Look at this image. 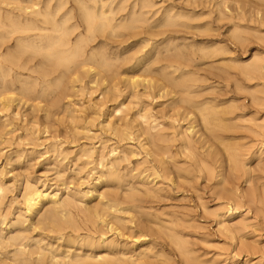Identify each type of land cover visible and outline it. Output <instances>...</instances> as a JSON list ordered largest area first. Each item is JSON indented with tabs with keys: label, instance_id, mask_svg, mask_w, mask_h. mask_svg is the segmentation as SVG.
Wrapping results in <instances>:
<instances>
[{
	"label": "rangeland",
	"instance_id": "1",
	"mask_svg": "<svg viewBox=\"0 0 264 264\" xmlns=\"http://www.w3.org/2000/svg\"><path fill=\"white\" fill-rule=\"evenodd\" d=\"M49 1L0 0V264H264V0Z\"/></svg>",
	"mask_w": 264,
	"mask_h": 264
},
{
	"label": "bare ground",
	"instance_id": "2",
	"mask_svg": "<svg viewBox=\"0 0 264 264\" xmlns=\"http://www.w3.org/2000/svg\"><path fill=\"white\" fill-rule=\"evenodd\" d=\"M5 1V0H4ZM8 1V0H7ZM47 1H49V0H47ZM75 1V0H74ZM88 1V0H87ZM90 1V0H89ZM120 1V0H119ZM118 1V2H119ZM147 1V0H146ZM151 1V0H150ZM12 2V1H11ZM10 2V3H11ZM15 2H18V0L16 1L15 0ZM100 2V1H99ZM127 2V1H126ZM13 3V2H12ZM22 3V2H21ZM27 3H28V1H27ZM49 3H50V1H49ZM68 3V2H67ZM93 3V2H92ZM101 3V2H100ZM109 3V2H108ZM46 4H47V2H46ZM95 3H93V5H94ZM119 4V3H118ZM4 5V4H3ZM29 5H30V1H29ZM32 5V4H31ZM63 5V4H62ZM79 5V4H78ZM115 5V4H114ZM35 6V5H34ZM34 6H32V7H34ZM43 6H44V4H43ZM47 6V5H46ZM45 6V7H46ZM79 6H81L82 7V5H79ZM118 6V5H117ZM122 6V5H121ZM23 7V6H22ZM27 7V6H26ZM36 7V6H35ZM47 7H49V6H47ZM47 7H46V9H47ZM62 7V6H61ZM70 7V6H69ZM84 7V6H83ZM82 7V8H83ZM115 7V6H114ZM28 8V7H27ZM31 8V7H30ZM60 8V7H59ZM98 8H100L99 6H98ZM141 8V7H140ZM2 9V8H1ZM25 9V8H24ZM33 9V8H32ZM57 9V8H56ZM62 9V8H61ZM86 9V8H85ZM101 9V8H100ZM113 9V8H112ZM27 10V9H26ZM55 10V9H54ZM59 10V9H58ZM63 10H64V8H63ZM20 11V10H19ZM18 11V12H19ZM87 11V10H86ZM85 11V12H86ZM114 11V10H113ZM122 11V10H121ZM140 11V10H139ZM172 11V10H171ZM24 12V11H23ZM26 12V11H25ZM31 12V11H30ZM56 12V11H55ZM58 12H60V11H58ZM88 12V11H87ZM102 12V11H101ZM141 12V11H140ZM167 12H169V11H167ZM29 13V12H28ZM27 13V14H28ZM57 13V12H56ZM103 13H105V12H103ZM120 13V12H119ZM121 13H123V12H121ZM135 13V12H134ZM221 13V12H220ZM16 14V13H15ZM86 14V13H85ZM106 14V13H105ZM51 15H52V13H51ZM65 15H67V14H65ZM132 15V14H131ZM37 16V15H36ZM135 16V15H134ZM38 17V16H37ZM114 17V16H113ZM166 17V16H165ZM86 18H88V31H90L91 32V29H92V27H95V26H97V25H99L98 27L99 28H102V26H103V24H102V22L101 23H99V24H96L97 23V19H96V17H95V15H91V13H89V14H87V16H86ZM117 18V17H116ZM121 18V17H120ZM140 18V17H139ZM42 19V18H41ZM52 19V18H51ZM72 19V18H71ZM102 19H104V18H102ZM118 19V18H117ZM142 19V18H141ZM172 19V18H171ZM184 19V18H183ZM191 19V18H190ZM63 20H65L64 18H63ZM63 20H61V21H63ZM87 20V19H86ZM114 20V19H113ZM116 20V19H115ZM135 20V19H134ZM170 20V19H169ZM45 21V20H44ZM48 21V20H47ZM51 21V20H50ZM104 21V20H103ZM55 22V21H54ZM59 22V21H58ZM64 22V21H63ZM67 22V21H66ZM122 22V21H121ZM135 22H137V21H135ZM141 22V21H140ZM53 23V22H52ZM52 23H51V25H52ZM143 23H145V22H142L140 25H142ZM162 23V22H161ZM22 24V23H21ZM50 24V23H49ZM56 24V23H55ZM61 24H63L62 22H61ZM108 25V24H107ZM119 25V24H118ZM121 25V24H120ZM126 25V24H125ZM128 25V24H127ZM130 26V25H129ZM161 26H163V25H161ZM173 26H174V24H173ZM120 27V26H119ZM168 27V26H167ZM171 27V26H170ZM180 27H182V26H180ZM125 28V27H124ZM127 28V27H126ZM163 28H164V26H163ZM165 28H166V26H165ZM176 28V27H175ZM64 29V28H63ZM63 29H62V32H63ZM75 29V28H74ZM116 29V28H115ZM152 29V28H151ZM178 29V28H177ZM29 30V29H28ZM55 30V29H54ZM57 31L59 30L58 28L56 29ZM67 31H68V29H66ZM76 30V29H75ZM25 31V30H24ZM23 30H22V32H24ZM27 31V30H26ZM37 31V30H36ZM41 31V30H40ZM39 31V32H40ZM88 31H87V33H88ZM101 30H99V32H100ZM124 31H126L125 29H124ZM130 31V30H129ZM128 31V32H129ZM149 31V30H148ZM34 32H35V30H34ZM52 32H53V30H52ZM62 32H60V33H62ZM144 32V31H143ZM154 32V31H153ZM90 34V33H89ZM89 34H88V36H89ZM99 34V33H98ZM109 34V33H108ZM5 35V34H4ZM60 35V34H59ZM102 35V34H101ZM111 35V34H110ZM90 36H91V34H90ZM4 37L5 36H3L2 38L4 39ZM31 37H32V35H31ZM36 37H37V35H36ZM7 38V37H6ZM90 38V37H89ZM93 39V38H92ZM6 40V39H5ZM22 40V39H21ZM88 41H90V43H91V39H87ZM237 40V39H236ZM1 41V40H0ZM32 41H34V40H32ZM55 42L53 43V44H56V43H58V42H60V37H57V39H55L54 40ZM66 41V40H65ZM86 41V40H85ZM28 42V41H27ZM71 42H72V40H71ZM32 43V42H31ZM41 43V42H40ZM45 44V43H44ZM43 44V45H44ZM52 44V43H51ZM29 46V45H28ZM31 46V45H30ZM37 47V46H36ZM77 48V47H76ZM75 48V49H76ZM185 48V47H184ZM217 48H219V47H217ZM224 49V48H223ZM41 50V49H40ZM46 50H47V53H48V56L49 57H53V52L51 51L52 50V48L51 47H49V46H47L46 47ZM181 50V49H180ZM39 52V51H38ZM217 53V52H216ZM22 53H20V55H21ZM76 54H77V51L76 50H74V52L73 53H71L69 56H67V57H60L59 59H57L58 61H61V62H63L64 64H67V65H70L69 63H71V61L73 60V58L76 56ZM98 54V53H97ZM215 54V53H214ZM62 55V54H61ZM100 56V55H99ZM175 56V55H174ZM177 56V55H176ZM219 56V55H218ZM83 57V56H82ZM213 57V56H212ZM216 57V56H215ZM253 57H256V56H253ZM55 58V57H54ZM180 58V57H179ZM214 58V57H213ZM258 60H259V58L258 57H256ZM16 60V59H15ZM18 60V59H17ZM82 60V59H81ZM94 60V59H93ZM103 60V59H102ZM162 60V59H161ZM187 60V59H186ZM53 61V60H52ZM124 61V60H123ZM184 61V60H183ZM85 62V61H84ZM83 62V63H84ZM62 63V64H63ZM82 63V64H83ZM101 63V62H100ZM107 63V62H106ZM18 64V63H17ZM90 64V63H89ZM251 64V63H250ZM262 64V63H261ZM19 65V64H18ZM86 65H88L87 63L85 64V66ZM95 65V64H94ZM106 65H108V64H105V66ZM111 65V64H110ZM72 66V65H71ZM81 66V68L83 67V65H80ZM80 66H77L76 68H77V71H78V67H80ZM92 66V65H91ZM112 66V65H111ZM110 66V67H111ZM97 67H99V70H100V66H97ZM25 68V67H24ZM67 68V67H66ZM76 68H75V70H76ZM94 68H96L95 66L93 67V68H91V69H94ZM112 68V67H111ZM80 69V68H79ZM88 70V69H87ZM246 70H248L249 72H250V74H248V75H251V73H255V74H257V73H259L260 75L262 74L260 71L261 70H264V68H261L260 67V65H259V63L256 61V62H254L252 65H250V66H248V69H246ZM58 71V70H57ZM56 71V72H57ZM89 71V70H88ZM92 71V70H91ZM90 71V72H91ZM247 71V72H248ZM103 72V71H102ZM101 72V73H102ZM262 72H264V71H262ZM73 73V72H72ZM104 73V72H103ZM85 75V74H84ZM89 75V74H88ZM99 75H102V74H99ZM254 75V74H253ZM262 75H264V74H262ZM76 76H78V74L76 75ZM90 76V75H89ZM94 77H96V76H94ZM100 78H101V76H99ZM104 77H105V75H104ZM250 77H252V76H250ZM259 77V76H258ZM4 78H5V74H4ZM42 78V77H41ZM43 79V78H42ZM92 79V78H91ZM98 79V81L100 80L99 78H97ZM96 79V80H97ZM116 79V78H115ZM75 80V79H74ZM132 80V79H131ZM78 81H79V79H78ZM97 81V82H98ZM102 81V80H101ZM105 81H106V79H105ZM114 81V80H113ZM1 82V81H0ZM56 82V81H55ZM104 82V81H103ZM134 80H132V82H131V84H134ZM4 83H5V80H4ZM101 83V82H100ZM24 85V84H23ZM94 85V84H93ZM45 86V85H44ZM41 87H43V86H41ZM35 89V88H34ZM1 91H3L2 89H0ZM8 91V90H7ZM6 91V92H7ZM5 92V93H6ZM9 92H12V91H9ZM8 92V93H9ZM25 92V91H24ZM34 92V91H33ZM5 93H3V94H5ZM26 93V92H25ZM262 93H264V92H262ZM23 95H27V94H23ZM186 95H188V94H186ZM2 98H3V96H1ZM0 97V99H2ZM253 99V98H252ZM184 101V100H183ZM255 101H259V100H255ZM262 101H264V100H262ZM9 102V101H8ZM260 102V101H259ZM258 102V103H259ZM183 103V102H182ZM4 103H2V105H3ZM5 104H7V103H5ZM7 107V106H6ZM5 106H4V108H6ZM193 108V107H192ZM201 108H203V106L201 107ZM1 109V108H0ZM3 109V108H2ZM199 109V108H198ZM196 110V109H195ZM201 110V109H200ZM202 110H204V109H202ZM120 111H121V109H118V110H116L115 111V115H118L119 113H120ZM198 111V110H197ZM199 112V111H198ZM204 112H205V110H204ZM201 113V112H200ZM199 114V113H198ZM208 114V113H207ZM175 115V114H174ZM187 116V115H186ZM200 116H203V115H200ZM117 117V116H116ZM172 117V116H171ZM135 118V117H134ZM138 118L140 119V121H139V127H140V131H142V135H145V136H147V138H148V140H152L153 138H155V136L153 137V135H152V133H151V131H153V130H155V128H156V126L158 125V128H159V124H157V125H155V123H156V120L154 121V120H152V122L150 121V123H148L147 124V126H145L146 125V123H147V120H148V117L147 116H145L144 114L143 115H138ZM204 120L206 119L205 117L203 118ZM174 121V120H173ZM122 122V121H121ZM129 122V121H128ZM178 122V121H177ZM207 125L209 124V123H207V121L205 120L204 121ZM125 123V122H124ZM120 124V123H119ZM137 125V124H136ZM113 126H114V124H113ZM125 126V125H124ZM192 126V125H191ZM260 126V125H259ZM116 127H118V126H116ZM138 127V126H137ZM257 127H258V125H257ZM113 128V127H112ZM119 128V127H118ZM118 128H114V131H115V134H116V131H117V129ZM158 128H157V130H158ZM161 128V127H160ZM203 128H204V124H203ZM124 129V128H123ZM139 129V128H138ZM189 129L190 128H188L186 131H179L178 133H176L177 134V136L179 137V140H180V145L181 146H179L180 147V149H181V147L183 148V149H186V148H188V145H190V147H191V144H189L190 142V140H189V138H188V131H189ZM205 129H207V128H204V131H205ZM261 129H264V127H262ZM122 130V129H121ZM127 130H128V128H127ZM179 130V129H178ZM177 130V131H178ZM185 130V129H184ZM111 131H113V129L111 130ZM113 131V132H114ZM120 131V130H119ZM163 131H160V133H162ZM157 133V132H156ZM190 133V132H189ZM209 133V132H208ZM113 134V133H112ZM117 134H118V132H117ZM140 134V133H139ZM159 134V133H158ZM158 134H154V135H158ZM192 134V133H191ZM206 134V133H205ZM128 135H129V133H128ZM137 135V134H136ZM164 134H161V136H160V138H162V136H163ZM118 136V135H117ZM261 136H262V134H261ZM153 137V138H152ZM164 137H165V135H164ZM178 137L177 138H175V139H178ZM192 137V136H191ZM147 138H144V139H147ZM158 138H159V135H158ZM160 138H159V140H160ZM120 139V138H119ZM122 139V138H121ZM122 140H124V138L122 139ZM158 140V139H157ZM156 140V141H157ZM154 141H155V139H154ZM161 141V140H160ZM166 141V140H165ZM164 141V142H165ZM172 141V140H171ZM176 141V140H175ZM167 142V141H166ZM191 142H193V141H191ZM155 143V142H154ZM156 143H158V142H156ZM179 143V142H178ZM194 143V142H193ZM151 143H149L148 145H150ZM162 144H164L163 143V141H162ZM154 145V144H153ZM223 145V144H222ZM59 146H61V145H58V147ZM103 146H104V144H103ZM106 146V145H105ZM152 146V145H151ZM112 147V146H111ZM54 149H55V146L53 147ZM60 148V147H59ZM141 148V147H140ZM58 149V148H57ZM144 149V148H143ZM145 149H146V147H145ZM193 148L191 147V150H192ZM238 149H240V148H238ZM188 150V149H187ZM228 150V149H227ZM57 151V150H56ZM87 151V150H86ZM93 151H95V150H93ZM99 151H101V149L99 150ZM98 151V152H99ZM115 151H116V149H111V151H110V154H111V156H114L113 154L115 153ZM104 152V151H103ZM120 152V151H119ZM227 152V151H226ZM233 152V151H232ZM240 152V150H238V153ZM95 153H97V152H95ZM159 153H164V152H159ZM210 153V152H209ZM83 154H86V153H83ZM92 154V153H91ZM102 154V153H101ZM157 154V153H156ZM165 154V153H164ZM213 154V153H212ZM236 154H237V152H236ZM119 155V154H118ZM163 155V154H162ZM209 155H211V154H208V157H209ZM229 155H230V151H229ZM228 155V156H229ZM232 155H234V154H232ZM238 155V154H237ZM91 156V155H90ZM129 156V155H128ZM161 156V155H160ZM191 156V155H190ZM99 157V156H98ZM123 157H124V154H123ZM216 157V156H215ZM218 157V156H217ZM164 159L166 158L165 156L163 157ZM189 158H191V157H189ZM125 159V158H124ZM161 159V158H160ZM167 159V158H166ZM216 159V158H215ZM229 159V158H228ZM234 159V158H233ZM239 159V158H238ZM99 160V159H98ZM161 160H163V159H161ZM169 160V159H168ZM230 160H232V159H230ZM237 160V159H236ZM102 161V160H101ZM101 161H100V163H101ZM118 161V160H117ZM216 161H217V159H216ZM233 161V160H232ZM232 161H231V163H232ZM240 160H238V162H239ZM160 162V161H159ZM163 162H164V160H163ZM168 162V161H167ZM104 163V162H103ZM157 164H158V162H156ZM164 163H166V162H164ZM203 163H205V162H203ZM215 163V162H214ZM229 163H230V161H229ZM241 163V162H240ZM169 164V163H168ZM167 164V165H168ZM172 164V163H171ZM99 165V164H98ZM115 165V164H114ZM159 165V164H158ZM162 165H164L163 163H162ZM173 165V164H172ZM203 166H205V167H207L206 165H204V164H202ZM233 165H236L235 163L233 164ZM106 166V165H105ZM169 166H170V164H169ZM198 166V165H197ZM237 166V165H236ZM240 166V165H239ZM116 167H117V165H116ZM205 167H204V169H205ZM159 167H157V169H158ZM245 168V167H244ZM170 169V168H169ZM169 169H165V170H169ZM117 170V169H116ZM161 171V170H160ZM169 171H171V170H169ZM208 171V169H206V172ZM152 172V171H151ZM155 172V171H154ZM153 172V173H154ZM158 172V171H157ZM60 173V172H59ZM167 173V172H166ZM171 173V172H170ZM169 173V174H170ZM113 175V174H112ZM155 175V174H154ZM2 176L3 175H1L0 174V197L2 196V194H3V191H4V186H2L1 185V181H2ZM210 176V175H209ZM168 178H170V175H169V177ZM108 179V178H107ZM169 181H172V180H170L169 179ZM45 186V185H44ZM44 186L42 187H37V186H34V185H31V184H29L28 182L25 184V186H24V188H23V192H21L22 194H21V200H22V203H23V206H24V210H25V213L27 214V215H31L35 210H36V208L39 206V204L42 202V201H44V200H46V199H48V200H50L53 204H55V206L56 205H61L63 202H62V200L60 199V198H58V195L57 194H50V193H48L45 189H44ZM146 187V186H145ZM48 188V187H47ZM50 188V187H49ZM58 192V191H57ZM145 192H146V190H145ZM146 194H147V192H146ZM68 195V194H67ZM234 195V194H233ZM236 195V194H235ZM62 197V196H61ZM74 197V196H73ZM127 198H129V197H127ZM235 198V197H234ZM240 198V197H239ZM59 199L61 200V202H59ZM64 199V198H63ZM67 199V198H66ZM69 199H71V198H69ZM65 200V199H64ZM63 200V201H64ZM116 200V199H115ZM70 201V200H69ZM68 200H67V202H69ZM72 203V202H71ZM64 205H62V207H63ZM74 206V205H73ZM114 207V206H113ZM55 209V208H54ZM115 209H116V207H115ZM56 210V209H55ZM58 210H60L59 209V207H58ZM1 211V210H0ZM117 211V210H116ZM119 211V210H118ZM52 212V211H51ZM59 212V211H58ZM63 212V211H62ZM55 213H57V212H54V214ZM64 213H65V211H64ZM113 213H115V212H113ZM118 213V212H117ZM53 214V215H54ZM66 214V213H65ZM87 214H89V213H87ZM96 214V213H95ZM2 215H4L3 213L1 214V217H2ZM46 215V214H45ZM60 215V214H59ZM71 215V214H70ZM90 215H92V214H90ZM97 215V214H96ZM42 217V216H41ZM56 217V216H55ZM57 217H59V216H57ZM62 217V216H61ZM46 218V217H45ZM60 218V217H59ZM95 218V217H94ZM47 219V218H46ZM48 219H50V218H48ZM52 219V218H51ZM61 219V218H60ZM116 219V218H115ZM2 220V219H1ZM59 220V219H58ZM70 220V219H69ZM4 221V220H3ZM52 221V220H51ZM60 221V220H59ZM40 222V221H39ZM38 221H37V223H39ZM56 222H57V220H56ZM56 222H54V223H56ZM221 222V221H220ZM219 222V223H220ZM244 222V221H243ZM2 223V222H1ZM221 223H223V221L221 222ZM24 224V223H23ZM44 224V223H43ZM45 224H46V222H45ZM48 224V223H47ZM39 225H41V223H39ZM221 225V224H220ZM234 225V224H233ZM242 225V224H241ZM42 226V225H41ZM56 226V225H55ZM164 226V225H163ZM236 226H237V223H236ZM239 226V225H238ZM45 227H46V225H45ZM49 228H50V226H48ZM52 227V226H51ZM57 227V226H56ZM76 227V226H75ZM222 227H223V225H222ZM235 227V226H234ZM234 227L232 226V225H227L226 224V226L223 228V229H225L227 232H230L231 230H233L234 229ZM244 227V226H243ZM61 228V227H60ZM64 228H66L65 226H64ZM167 228V227H166ZM53 229H54V226H53ZM59 229V228H58ZM62 229V228H61ZM236 229H237V227H236ZM73 230V229H72ZM60 231V230H59ZM20 232V231H19ZM20 235V234H22V233H17V235ZM24 234V233H23ZM172 234H174V233H172ZM19 235H18V237H19ZM175 235V234H174ZM176 236V235H175ZM174 236V237H175ZM17 237V238H18ZM171 237V236H170ZM177 237V236H176ZM8 238V237H7ZM16 238V239H17ZM101 238H103V237H101ZM171 238H173V237H171ZM179 238V237H178ZM26 239V238H25ZM60 239V238H59ZM4 240V239H3ZM11 240V239H10ZM12 240H13V238H12ZM182 240V239H181ZM1 241V240H0ZM17 241V240H16ZM23 241H24V239H23ZM26 241H27V239H26ZM171 241V240H170ZM13 242V241H12ZM22 242V241H21ZM176 242V241H175ZM170 243H172V242H170ZM181 243H182V241H181ZM19 244H20V242H19ZM173 244V243H172ZM176 243H174L173 245H175ZM10 245V244H9ZM8 245V246H9ZM185 245V244H184ZM12 246V245H11ZM16 246H18V245H16ZM20 246H22V245H20ZM181 246V245H180ZM1 247H2V245H1ZM0 247V248H1ZM6 247V246H5ZM23 248H24V246H22ZM182 247H184V246H182ZM181 247V248H182ZM7 248V247H6ZM18 248V247H17ZM21 248V247H20ZM16 249V248H15ZM71 249V248H70ZM182 250V249H181ZM42 251V250H41ZM40 251V252H41ZM180 251V250H179ZM178 251V252H179ZM34 252V251H33ZM40 252H38V253H40ZM180 252H182V251H180ZM188 252H190V251H188ZM18 253H19V255H18V257L17 256H15V258L13 259V263H15V262H17L18 260H20V261H24V257L25 256H23V253L20 251V250H18ZM182 253H184V252H182ZM25 254V253H24ZM26 255V254H25ZM36 255H38V254H36ZM35 255V256H36ZM185 255V254H184ZM23 256V257H22ZM40 256V255H39ZM38 256V257H39ZM182 254H181V258H182ZM45 257V256H44ZM52 257V256H51ZM54 257V256H53ZM79 257H80V255H79ZM86 257V256H85ZM89 257V256H88ZM111 257V256H110ZM12 258V257H11ZM36 258V257H35ZM57 258V257H56ZM75 258V257H74ZM91 258H93V257H91ZM106 258V257H105ZM117 258V257H116ZM121 258V257H120ZM119 258V259H120ZM123 258V257H122ZM130 258V257H129ZM32 259V258H31ZM60 259V258H59ZM64 259V258H63ZM90 259V258H89ZM95 259V258H94ZM99 259V258H98ZM104 259V258H103ZM102 259V260H103ZM183 259V258H182ZM5 260V259H4ZM11 260V259H10ZM25 260H26V258H25ZM52 260H55L54 258L52 259ZM62 260V259H61ZM96 260H97V258H96ZM101 260V259H100ZM117 260H118V258H117ZM121 260V259H120ZM189 260H191V259H189ZM27 261H28V259H27ZM65 261H66V259H65ZM73 262H74V259L72 260ZM89 261V260H88ZM90 261H92V259L90 260ZM95 261V260H94ZM188 261V260H187ZM192 261V260H191ZM29 262V261H28ZM53 262V261H52ZM52 262H51V264H52ZM62 262V261H61ZM103 262H104V260H103ZM102 262V263H103ZM107 262V261H106ZM106 262H104V263H106ZM11 263V262H10ZM25 263H27V262H25ZM54 263V262H53ZM79 263V262H78ZM85 263H86V261H85ZM108 263V262H107ZM106 263V264H107ZM111 263V262H110ZM118 263H120L119 261H118ZM121 263H122V261H121ZM189 263V262H188ZM3 264H8V263H3ZM17 264H18V262H17ZM29 264V263H28ZM38 264V263H37ZM72 264V263H71Z\"/></svg>",
	"mask_w": 264,
	"mask_h": 264
}]
</instances>
